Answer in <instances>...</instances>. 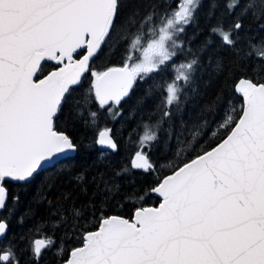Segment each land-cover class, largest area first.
Here are the masks:
<instances>
[{
    "label": "snow or ice",
    "instance_id": "snow-or-ice-1",
    "mask_svg": "<svg viewBox=\"0 0 264 264\" xmlns=\"http://www.w3.org/2000/svg\"><path fill=\"white\" fill-rule=\"evenodd\" d=\"M223 5L217 16L220 0H0V264H20L25 254L39 264L59 229L60 264H264V51H252L264 45V0ZM201 16L207 35L194 49ZM121 44L129 54L120 66L91 67L102 48L114 53ZM50 61L57 70L39 78ZM219 80L227 89L204 101ZM233 95L242 97L238 110ZM102 116L123 117L122 135L135 121L126 140L135 151L126 148L119 170L108 158L121 148L113 130L86 136ZM221 130L205 149L202 141ZM95 146L103 149L97 159L74 177L83 182L97 169L91 194L82 187L86 199L77 203L61 193L39 221L9 236L35 210L29 201L20 212L24 201L20 192L9 200L8 184L26 194L51 162ZM172 159L181 162L150 189L158 206L141 203L131 218L106 214V205L138 191L124 194L117 178L151 174ZM66 238L78 246L65 253Z\"/></svg>",
    "mask_w": 264,
    "mask_h": 264
},
{
    "label": "trees",
    "instance_id": "trees-1",
    "mask_svg": "<svg viewBox=\"0 0 264 264\" xmlns=\"http://www.w3.org/2000/svg\"><path fill=\"white\" fill-rule=\"evenodd\" d=\"M223 6H224L223 0H220V8L216 10L217 16L221 14V11L223 10ZM204 8L205 9L207 8V4H205ZM228 19L230 20L231 18L229 17ZM215 22H216L215 17H213L212 20L209 21V23L211 24H215ZM201 27L204 28L205 30L204 33L192 43L191 46L194 49L204 39V36L207 35V27L205 25L203 16H201ZM188 31L189 33H191L192 29L189 28ZM254 33H255V28L253 27V32L251 34ZM260 35L264 36V33H261ZM125 47L126 45L121 44L118 48L115 49L114 53L109 52L107 47L102 48L100 50L99 55L92 61L91 67L94 70H104L106 67L120 66L124 61V57L129 54L124 51ZM252 51L258 55L260 52L264 51V45H257L256 48L252 49ZM220 55H227V53H220ZM214 62L215 61H213V63ZM53 68L54 66L52 64L44 63L41 75H44ZM90 75L91 73L89 72L85 77L82 88L76 89L75 95H79L82 89L87 87L90 80ZM204 79L205 80L208 79L207 75H205ZM227 87L228 85L225 84L223 80L214 82L212 88L209 89V95H206L204 97V101L211 100L217 89H221V88L227 89ZM231 99L233 101L234 107L238 110L242 103L241 97H239L238 95H233ZM204 101H201V103H203ZM127 112L128 109L127 106H125V116H127ZM145 119H147L146 116ZM62 120L61 122H59L61 124V127H62ZM123 123H124L123 117L118 118L115 122H112L111 120H105L102 116L98 127L94 131H90L86 134L88 140L94 141L98 136V132L104 129L105 127L111 128L113 130L112 134L117 138L118 143L121 145L120 151L118 153L110 154L108 157L112 161L115 170H119L120 167L122 166L121 157L125 155L126 148L129 153L135 151V149L130 144L126 143L128 131L135 123V121L134 120L128 121L127 127L123 128V135H122L120 129L122 128ZM228 130L230 131V129ZM80 131L83 130L80 129L79 126H77V131H75L73 135L78 136ZM226 134H227L226 131L221 130L214 140L212 138H206L205 141H202V146L205 149H207L209 145L214 147L215 143H218L220 138H222ZM133 139H135V137H133ZM99 151H101V149L98 146H95L93 149L87 151L81 148L79 152L75 153L72 160H62L56 165L48 169L42 170L41 172L38 173L34 181L27 187L26 194L24 191L21 190L20 185L8 184L9 200L12 195L16 194L17 192H20L21 198L24 201V203L20 206L19 209L20 212L25 211L29 201H34L32 203V208L35 210V217L29 218L26 221L25 225L23 226V229L21 228L20 225H14L11 232L8 235L11 236L12 233L19 234L22 230H26L32 224L39 221L42 216H45L47 214L48 200L58 199L61 193H65V194L72 193L73 196L79 197L77 203H79L80 200L86 199V197L79 195L81 188L82 187L87 188L88 194L89 195L91 194L93 186L90 183H88V181L91 179L92 175L97 171V169H94L91 172H87L86 178L83 182H77L74 179V177L78 173H80L82 169L85 168L88 164H91L94 160L97 159ZM152 159L154 161H157L160 160L161 157L159 156L158 153H153ZM180 162H181L180 160L172 159L170 161L158 163L157 171L151 174H143L137 171L134 176L125 175L117 178L118 181L122 185H124V194L130 193L133 189H137L138 191L130 199L117 198L116 200L112 201L110 205H106L105 206L107 209L106 214L108 215L115 214V215L124 216L125 218H131L135 210V207L141 206V203L143 206L158 205L160 199L157 196L150 194V189L156 186V182L158 178L162 179L164 175L169 174L168 170L170 167L179 164ZM71 165H75V167L72 168L71 174H69L68 169ZM133 179L135 183L129 184L128 181ZM140 196H144L142 202L139 201ZM41 197H46V199L41 200ZM134 201L136 202L134 203ZM68 203H71V201H68ZM68 203L65 204V210H67L68 208ZM89 230L92 229L90 228ZM62 232L63 229L57 230V232L55 233L57 237V245L55 249H53L52 251H45L41 259L39 260V264H60V259H58L54 255V252L59 251L60 248L59 237L61 236ZM37 238H41V237L36 235L29 236L30 240H34ZM75 246H78L77 241L75 239H67V238L65 239V245H64L65 253ZM64 258H66V254ZM20 264H36V262L31 260L30 257L27 254H25L20 257Z\"/></svg>",
    "mask_w": 264,
    "mask_h": 264
},
{
    "label": "water",
    "instance_id": "water-1",
    "mask_svg": "<svg viewBox=\"0 0 264 264\" xmlns=\"http://www.w3.org/2000/svg\"><path fill=\"white\" fill-rule=\"evenodd\" d=\"M86 53V49L84 50V51H81L80 52V54L79 55H75L74 56V59H79L80 58V56H82V55H84ZM93 61V60H92ZM92 61H91V63H92ZM47 63H50V64H52L53 66H54V68L53 69H51L50 71H54V70H57V62H55V61H50V62H47ZM49 71V72H50ZM48 74V72L47 73H45L44 75H47ZM44 75H41V76H39V78H43V76ZM241 99H242V97H241ZM103 130V129H102ZM98 137V136H97ZM100 149H101V147L100 146H98ZM101 150H103V149H101ZM73 156L75 155V153L74 154H72ZM62 160H60V161H53V162H51V164L49 165V166H47L45 169H48V168H50V167H52V166H54V165H56L57 163H59V162H61ZM45 169H43V170H45ZM42 170H40L39 172H41ZM168 175V174H167ZM155 187V186H154ZM152 195H155V196H157L158 198H159V196L157 195V194H152ZM160 199V198H159ZM160 203V202H159ZM159 205V204H158ZM158 205H156V206H158Z\"/></svg>",
    "mask_w": 264,
    "mask_h": 264
}]
</instances>
